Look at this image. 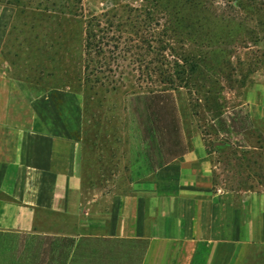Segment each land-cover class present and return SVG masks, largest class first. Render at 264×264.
Returning a JSON list of instances; mask_svg holds the SVG:
<instances>
[{"label":"rangeland","instance_id":"rangeland-1","mask_svg":"<svg viewBox=\"0 0 264 264\" xmlns=\"http://www.w3.org/2000/svg\"><path fill=\"white\" fill-rule=\"evenodd\" d=\"M0 61L16 115L54 107L85 141L88 189L151 174L145 130L171 125L151 124L133 93L167 89L186 145L202 142L217 165L214 184L236 203L264 187V115L251 116L264 107V0H0ZM242 264H264V243Z\"/></svg>","mask_w":264,"mask_h":264},{"label":"crops","instance_id":"crops-1","mask_svg":"<svg viewBox=\"0 0 264 264\" xmlns=\"http://www.w3.org/2000/svg\"><path fill=\"white\" fill-rule=\"evenodd\" d=\"M6 74L0 61V264H242L264 243V187L236 203L202 142L126 188L84 187L85 141L54 107L16 115Z\"/></svg>","mask_w":264,"mask_h":264},{"label":"trees","instance_id":"trees-1","mask_svg":"<svg viewBox=\"0 0 264 264\" xmlns=\"http://www.w3.org/2000/svg\"><path fill=\"white\" fill-rule=\"evenodd\" d=\"M76 13L73 12L72 14L74 15ZM133 95L134 98H143L145 102L151 104L149 105L151 111L147 112L151 124L164 123L167 118V122L171 125V128H166L163 131L158 126L145 130L147 134L143 136V141L146 144V148L141 155L143 156L142 159L150 164V169L147 172L152 173L165 165L166 162L168 163L183 155L187 150V145L182 135V125L179 119L180 113L176 108L177 106L174 102L172 92H169L168 89L149 91L143 94L133 93ZM133 109V112H135V108ZM169 133L172 134L171 137H168ZM156 156H158L157 160L155 158ZM53 247V243L49 242L46 251H52Z\"/></svg>","mask_w":264,"mask_h":264}]
</instances>
